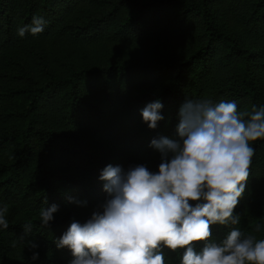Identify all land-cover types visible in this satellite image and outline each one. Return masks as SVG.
<instances>
[{"label":"trees","instance_id":"1","mask_svg":"<svg viewBox=\"0 0 264 264\" xmlns=\"http://www.w3.org/2000/svg\"><path fill=\"white\" fill-rule=\"evenodd\" d=\"M100 1L18 0V13L10 17L7 7L13 9V1L0 0V47L31 36L20 37L17 30L35 15L47 21L36 38L168 35L182 50L179 56L69 66L64 72L43 66L35 77L25 74L24 85L0 86V207H8L9 224L0 226V264H68L71 251L57 248L56 240L73 220L84 222L104 201L102 169L145 164L158 170L160 153L150 142L178 138L179 110L186 99L235 101L238 111L249 112L264 106V0H111L99 10L88 5ZM122 7L131 11L122 13ZM157 99L164 119L150 129L141 110ZM45 103L58 118H84L102 135L99 142L77 135L65 140L63 148L77 158V174L53 178L52 131L38 126L36 117ZM32 136L38 140L35 151ZM253 147L250 176L234 210L240 223L212 225L213 242L232 228L264 239V140ZM53 204L58 205L54 219L43 225L40 211ZM25 223H31L30 231ZM182 253L165 248L166 264H180Z\"/></svg>","mask_w":264,"mask_h":264},{"label":"clouds","instance_id":"2","mask_svg":"<svg viewBox=\"0 0 264 264\" xmlns=\"http://www.w3.org/2000/svg\"><path fill=\"white\" fill-rule=\"evenodd\" d=\"M46 24L34 15L17 34L35 36ZM162 108L157 99L141 110L150 129L164 119ZM176 131L177 139L160 136L150 142L160 153L158 170L145 164L102 169L104 201L56 240L57 248L70 249L68 264H166L165 248L183 249L180 264H264V239L232 228L222 241L211 240L212 225L240 223L234 210L250 176L253 143L264 140V106L238 111L235 101L188 98ZM57 210L55 204L43 208L41 223L52 221ZM7 212L6 205L0 207L4 229ZM23 227L30 231L31 223ZM198 243H203L199 250Z\"/></svg>","mask_w":264,"mask_h":264},{"label":"rangeland","instance_id":"3","mask_svg":"<svg viewBox=\"0 0 264 264\" xmlns=\"http://www.w3.org/2000/svg\"><path fill=\"white\" fill-rule=\"evenodd\" d=\"M14 8H8V16H16L18 0H12ZM20 1V0H19ZM114 1V0H112ZM111 0H101L95 4L88 3L90 8L99 10L109 5ZM131 9L122 7V13ZM1 26V24H0ZM174 36L163 35L156 39L151 35L131 36L124 40H110L107 38L69 39L46 35L36 38L31 35L24 42L0 47V86L24 85L25 74L35 77L43 66L64 72L69 66L79 67L88 64H103L109 61L130 59H158L165 56H179L182 47ZM96 101V100H95ZM83 117L87 114L82 113ZM89 115V113H88ZM37 125L52 131L54 158L50 162L53 178L59 179L62 175L77 174V158L63 148L69 135H77L81 139L99 142L102 135L96 132L86 120L60 119L50 105L45 103L37 112ZM31 149L35 151L38 140L32 136Z\"/></svg>","mask_w":264,"mask_h":264}]
</instances>
